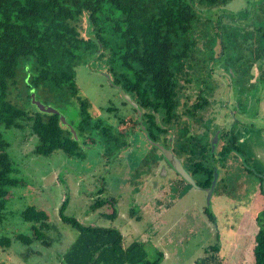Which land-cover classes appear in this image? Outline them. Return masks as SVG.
Instances as JSON below:
<instances>
[{
    "label": "rangeland",
    "instance_id": "rangeland-1",
    "mask_svg": "<svg viewBox=\"0 0 264 264\" xmlns=\"http://www.w3.org/2000/svg\"><path fill=\"white\" fill-rule=\"evenodd\" d=\"M192 7L197 20L188 34H179L176 40L178 45L193 41L188 56L191 83L182 81L191 102L184 105L191 106L199 93L209 104L199 113L201 118L184 115L182 122L194 128L201 140L206 135L212 140L218 131L236 134L245 159L258 174L245 171L235 156L223 166L218 162L210 202L207 191L175 178L170 162L152 148L132 106L109 80L106 60L95 58L96 50L82 43L68 62L76 72L79 96L92 104L88 129L94 142L86 146L85 158L63 152L38 156L34 153L38 141L29 127H0L10 143L14 177L20 180L10 189L0 235L32 234L35 224L22 217L29 206L49 215L42 239L30 246L15 241L10 248H0V264H62V255L78 233L60 219L65 201L66 216L86 226L117 228L126 245L142 240L149 260L160 254V264H196L212 246L220 247L225 264H255L256 219L264 205L258 177L264 175V83L259 79L264 73L260 36L264 0H231L215 6L194 0ZM19 104L36 111L28 99L21 98ZM77 111L73 106L69 115L75 125ZM96 123L126 135L129 148L110 155L102 144V127ZM156 155L162 162H153ZM149 198L145 213L143 205ZM114 210L117 215L112 219L108 215Z\"/></svg>",
    "mask_w": 264,
    "mask_h": 264
},
{
    "label": "trees",
    "instance_id": "trees-1",
    "mask_svg": "<svg viewBox=\"0 0 264 264\" xmlns=\"http://www.w3.org/2000/svg\"><path fill=\"white\" fill-rule=\"evenodd\" d=\"M202 1L215 6L231 0ZM193 2L0 0V127H29L38 141L34 150L38 156L63 152L85 158L86 146L94 142L88 129L92 124V104L79 96L76 72L68 61L73 49L86 43L96 50L95 58L106 60L111 83L137 104L132 109L152 148L162 153L157 145L170 149L192 178L201 175V180H194L197 188H210L215 170L219 171L217 163L223 166L230 156L239 158L245 171L257 175L258 171L245 159L236 134L220 132L213 148L208 135L201 140L194 128L182 122L184 115L201 118L199 113L209 104L199 93L196 102L184 105L191 102L189 94H184L182 81L191 83L188 56L193 41L178 45L176 40L179 34H188L197 20ZM260 36L264 38V32ZM261 79L264 82V74ZM33 94L56 112L41 111L36 105V111H30L19 104L21 98L33 104ZM73 106L78 110L76 125L69 116ZM101 131L102 144L110 155L129 148L123 133H114L110 127H102ZM9 148L10 143L0 132V223L5 218L10 189L20 184L14 177L16 168ZM162 157L165 159L164 153ZM159 159L156 155L153 162ZM258 177L264 197V175ZM65 207L66 201L60 209V219L78 233L62 255V264H160L159 253L158 258L149 260L142 240L126 245L118 229L83 225L66 216ZM205 212L215 222L214 214L209 209ZM116 215L114 210L108 216L114 219ZM22 217L35 224L32 234L14 238L0 235V248H10L15 241L30 246L42 239L49 222L47 212L29 206ZM256 221L259 230L255 235L254 263L264 264V209ZM207 252L209 255L196 264H225L219 246Z\"/></svg>",
    "mask_w": 264,
    "mask_h": 264
},
{
    "label": "water",
    "instance_id": "water-1",
    "mask_svg": "<svg viewBox=\"0 0 264 264\" xmlns=\"http://www.w3.org/2000/svg\"><path fill=\"white\" fill-rule=\"evenodd\" d=\"M123 97L124 99L129 102L131 104V106L137 108V104H135L131 98L126 95V94H123ZM32 103L34 105H36L41 111H47L49 113H54L56 112V110L52 107H47L45 105H43L40 101H37L35 99V95L33 94L32 95ZM62 120L65 121V119L62 117ZM219 134H220V131H218L214 138L212 139V146L213 148L216 146V144L218 143V140H219ZM164 153L165 155V158L170 162L171 166H173L174 170L176 172H178L180 174V176L186 180L190 185L196 187V184H195V181L194 179L191 177V175L185 170V168L183 167L181 161L173 154V152L170 150V149H166L165 147L161 146V145H157ZM217 180H218V172L215 170V173H214V180L212 181V185L210 188L208 189H205V191H207L208 193V201L210 202L211 201V198L213 196V193H214V190H215V187H216V183H217Z\"/></svg>",
    "mask_w": 264,
    "mask_h": 264
},
{
    "label": "crops",
    "instance_id": "crops-1",
    "mask_svg": "<svg viewBox=\"0 0 264 264\" xmlns=\"http://www.w3.org/2000/svg\"><path fill=\"white\" fill-rule=\"evenodd\" d=\"M263 74H264V73H263ZM263 74L261 73L260 76H259V79H260V82H261V83H262V81H263V80L261 79V76H262ZM263 83H264V82H263ZM159 161H160V159H159ZM157 162H158V161H157ZM157 162H156V163H157ZM160 162H162V161H160ZM217 181H218V180H217ZM216 184H217V183H216ZM161 185H162V184H161ZM160 187H162V186H159V188H160ZM162 188H163V187H162ZM259 191H260V190H259ZM150 203H151V199L149 198V199L145 202V204L143 205V209L145 210V213L147 212L146 209H147V207L149 206ZM262 209H264V205H263V207L261 208V210H262ZM261 210H260V211H261ZM260 211H259V212H260ZM116 229H117V228H116ZM118 230H119V229H118ZM119 231H120V230H119ZM120 232H121V231H120ZM121 233H122V232H121ZM122 234H123V233H122ZM123 236H124V235H123ZM127 245H128V244H127Z\"/></svg>",
    "mask_w": 264,
    "mask_h": 264
},
{
    "label": "flooded vegetation",
    "instance_id": "flooded-vegetation-1",
    "mask_svg": "<svg viewBox=\"0 0 264 264\" xmlns=\"http://www.w3.org/2000/svg\"><path fill=\"white\" fill-rule=\"evenodd\" d=\"M160 161H162V160H160ZM170 171H172V172H174L173 174H174V177L175 178H177V179H179V178H182L175 170H174V168L172 167V166H170ZM166 172L167 173H169L167 170H166ZM183 179V178H182ZM184 180V179H183ZM186 181V180H185Z\"/></svg>",
    "mask_w": 264,
    "mask_h": 264
}]
</instances>
